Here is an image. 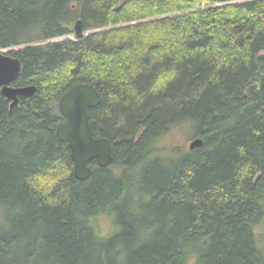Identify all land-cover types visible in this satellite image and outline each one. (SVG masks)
<instances>
[{"label":"trees","instance_id":"trees-1","mask_svg":"<svg viewBox=\"0 0 264 264\" xmlns=\"http://www.w3.org/2000/svg\"><path fill=\"white\" fill-rule=\"evenodd\" d=\"M16 46L36 92L0 87V264H264V0H0ZM80 83L114 156L86 180L57 133ZM183 124L202 146L164 142Z\"/></svg>","mask_w":264,"mask_h":264},{"label":"water","instance_id":"water-1","mask_svg":"<svg viewBox=\"0 0 264 264\" xmlns=\"http://www.w3.org/2000/svg\"><path fill=\"white\" fill-rule=\"evenodd\" d=\"M87 32L89 31L85 30L83 19L78 18L74 24L76 38L84 37ZM21 70L20 58L0 50V87L2 94L12 100L11 107L19 105L20 96L30 98L36 92L35 85L14 84ZM101 101L99 89L89 83L76 84L59 100V109L65 121L59 124L57 133L71 149V158L75 164L74 174L80 180L90 178L92 174L90 162L95 160L99 167H108L114 160L111 140L107 137H95L90 123L91 109L98 106ZM202 145V138H194L189 147L195 149Z\"/></svg>","mask_w":264,"mask_h":264},{"label":"rangeland","instance_id":"rangeland-1","mask_svg":"<svg viewBox=\"0 0 264 264\" xmlns=\"http://www.w3.org/2000/svg\"><path fill=\"white\" fill-rule=\"evenodd\" d=\"M238 1L240 2V1H245V0H238ZM91 32H93V31H89L86 34H89ZM65 39H77V38H76L74 33H71V34H67L64 36L55 37L52 40L61 41V40H65ZM17 48H19V47L16 46V47L6 48V49L0 48V50L3 52H9L10 50L17 49ZM166 138H167V140H164V142L167 144L182 145V146H185L188 148H189L190 142L192 141L191 134H190V132H188V128L186 127V124L181 125V127H175L173 130L170 131V133L168 134V136ZM167 146H169V145H167Z\"/></svg>","mask_w":264,"mask_h":264},{"label":"clouds","instance_id":"clouds-1","mask_svg":"<svg viewBox=\"0 0 264 264\" xmlns=\"http://www.w3.org/2000/svg\"><path fill=\"white\" fill-rule=\"evenodd\" d=\"M187 264H198V256L195 253H191L187 257Z\"/></svg>","mask_w":264,"mask_h":264}]
</instances>
